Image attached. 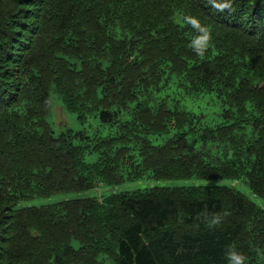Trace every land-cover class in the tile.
Segmentation results:
<instances>
[{
  "label": "trees",
  "instance_id": "1",
  "mask_svg": "<svg viewBox=\"0 0 264 264\" xmlns=\"http://www.w3.org/2000/svg\"><path fill=\"white\" fill-rule=\"evenodd\" d=\"M143 180L181 185L49 201ZM237 181L264 202V0H0V264H264Z\"/></svg>",
  "mask_w": 264,
  "mask_h": 264
},
{
  "label": "rangeland",
  "instance_id": "2",
  "mask_svg": "<svg viewBox=\"0 0 264 264\" xmlns=\"http://www.w3.org/2000/svg\"><path fill=\"white\" fill-rule=\"evenodd\" d=\"M53 95H55V94H52V96ZM52 99H53V101L51 104V115L49 118V122L52 125V127L54 128L56 133L60 132L61 129H63V128L71 129L74 132L82 131L85 129V127L83 125H80L78 123L75 114H71L67 111L63 112L62 109L60 108L58 102L56 101V99L54 97H52ZM204 102L207 104V107H209V109H214V107L217 105V103L214 100H207ZM189 110L196 112L197 111V105H193V107L190 108ZM109 133L114 134V132H110L108 130L105 131V134H109ZM94 134L95 133H89V135H94ZM109 136H113V135H109ZM241 182L242 181L223 182V184H226L228 186H233L237 191H239L243 195L247 196L249 199L253 200L256 204H258L260 206H264V202L261 201L260 199L256 198L251 193L248 186L245 183H241ZM154 185L176 186V185H181V183H179V182H156L153 180H143L140 182L124 183L122 185L112 187V188H107L105 186L99 185L93 191L85 193V194L75 193V192L63 193V194H58V195L52 197L49 201H62V200H66V199H76V198L93 197V196H97L99 198H102V196L104 194H110V193L121 192V191H134L137 189L147 188V187L154 186ZM47 201L48 200L39 199V200H35L33 203L39 205V204H44Z\"/></svg>",
  "mask_w": 264,
  "mask_h": 264
}]
</instances>
